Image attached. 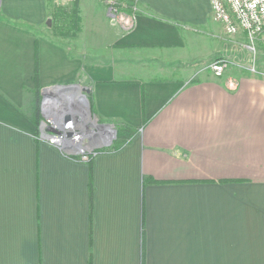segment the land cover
Listing matches in <instances>:
<instances>
[{"label": "crops", "instance_id": "0c3cea01", "mask_svg": "<svg viewBox=\"0 0 264 264\" xmlns=\"http://www.w3.org/2000/svg\"><path fill=\"white\" fill-rule=\"evenodd\" d=\"M105 1L88 60L39 34L55 0H0V264H264V74L187 58L210 0ZM75 83L87 125L123 127L88 161L39 138L43 94Z\"/></svg>", "mask_w": 264, "mask_h": 264}, {"label": "rangeland", "instance_id": "374dc122", "mask_svg": "<svg viewBox=\"0 0 264 264\" xmlns=\"http://www.w3.org/2000/svg\"><path fill=\"white\" fill-rule=\"evenodd\" d=\"M55 1L57 5L53 4L54 6L49 9V16L47 19V21L49 20V25L46 24V21L39 34L46 35V37L49 39L64 42L71 50L75 51V49H77V51H79L81 55L86 57L88 60L95 57V54H98L97 52H100L104 49L103 44L100 42L103 33H107L110 28L111 31H114L116 28L111 26L108 19L104 18L103 20V11L108 12V8L111 6L110 2L105 0H86L87 2L94 3L96 1L97 6L100 8L97 9V15H93L91 9L86 7V15L83 14L81 24L78 0ZM61 2L63 5L60 4ZM91 6L93 7L94 5L92 4ZM118 9H120L118 11L125 10L123 6H120ZM72 10H75L76 16L79 20L77 24L72 27L76 28V26H78V30L72 27L70 29L66 28L65 23L62 25L60 24V26L58 24L60 17L65 16L64 14H70V11ZM114 13L115 12H113V14ZM112 21L113 23H119L117 18H113ZM199 30L200 31L197 33V37L195 38L198 44L193 45L191 48L188 47L186 51V55L188 56L187 58L193 59L195 61L197 60V62H199L198 68L196 69L206 68L210 74V63H212L217 58H224L228 61L225 72L228 70H237L247 73L264 74V71H259V69L264 70L263 43L260 41H254L252 46L253 50H246V52H236L235 48L233 50L231 49L230 43L234 42L236 44L237 38H244L240 37L239 34L233 36L225 35L223 33V28H221L220 24L216 23L214 20L209 21L207 25L203 26ZM79 33L82 34L80 35ZM246 60L249 62V64L245 66ZM88 98L89 97L87 96V99ZM111 126L114 130V133H111L112 138L110 144L102 147L103 150L106 148L108 150H114V148L124 142L122 140L123 136L121 134L120 126L112 124Z\"/></svg>", "mask_w": 264, "mask_h": 264}, {"label": "built area", "instance_id": "2783aa9c", "mask_svg": "<svg viewBox=\"0 0 264 264\" xmlns=\"http://www.w3.org/2000/svg\"><path fill=\"white\" fill-rule=\"evenodd\" d=\"M211 15L214 21L222 24L224 33L228 36H233L239 31H244L249 40L247 48L253 50L254 41H260L264 44V0H210ZM228 61L224 58H217L209 65V69L213 76L221 77L227 68ZM253 70V69H252ZM232 88L236 86V80H229ZM48 112V109H47ZM46 117L41 124V135L39 138L45 139L49 143L55 145L59 149L66 143L65 128L54 124L52 118L45 111ZM50 126H55V131L44 132ZM88 128H91L90 126ZM92 129V128H91ZM96 129H94L95 132ZM103 140L107 141L108 137L101 134ZM81 136L75 132L72 141H80ZM82 144L85 141H81ZM104 147V146H103ZM102 149V147H100ZM99 148H94L91 151L80 154H72L79 157L81 160L88 161L94 156ZM62 150V149H61Z\"/></svg>", "mask_w": 264, "mask_h": 264}, {"label": "water", "instance_id": "95a60500", "mask_svg": "<svg viewBox=\"0 0 264 264\" xmlns=\"http://www.w3.org/2000/svg\"><path fill=\"white\" fill-rule=\"evenodd\" d=\"M49 25V20L46 23ZM51 92H45L43 102L47 106L44 110L52 118L54 124L63 126L66 130V143L61 149L66 153L80 154L91 151L94 148L107 146L111 142V133H114L110 124L98 123L93 120L91 125H87L92 118L89 102L86 96L88 89L79 84L59 85L51 87ZM48 97V99H47ZM46 117V115L44 116ZM89 126L92 127L88 128ZM55 126H50L48 130L55 131ZM94 129L95 132H94ZM75 132L81 136L80 141H72ZM104 134L108 137L105 141L101 137ZM81 141H85L84 144Z\"/></svg>", "mask_w": 264, "mask_h": 264}, {"label": "trees", "instance_id": "16d2710c", "mask_svg": "<svg viewBox=\"0 0 264 264\" xmlns=\"http://www.w3.org/2000/svg\"><path fill=\"white\" fill-rule=\"evenodd\" d=\"M62 11H64V10H62ZM65 16H63V17H60V21L58 22V24H59V26H60V24L62 25L63 23H65V27L66 28H71L72 26H74V25H76L77 24V22L79 21L78 20V18H77V16H76V13H75V10H72V11H70V14H64ZM72 28H75V27H72ZM75 29H79V27L78 26H76V28ZM89 101H90V110H91V113H93L92 111H94V109H93V105H92V101H91V99H90V97H89ZM121 128V127H120ZM123 128V127H122ZM122 128H121V130H122ZM117 146V145H116ZM119 146H117L116 148H118ZM116 148H114V149H116ZM107 149V148H106ZM105 149V150H106ZM103 150V149H102ZM108 150V149H107Z\"/></svg>", "mask_w": 264, "mask_h": 264}, {"label": "flooded vegetation", "instance_id": "af4514ba", "mask_svg": "<svg viewBox=\"0 0 264 264\" xmlns=\"http://www.w3.org/2000/svg\"><path fill=\"white\" fill-rule=\"evenodd\" d=\"M92 122H93V121H92ZM92 124H94V123H92ZM48 131L50 132L51 130H47V132H48Z\"/></svg>", "mask_w": 264, "mask_h": 264}, {"label": "bare ground", "instance_id": "6f19581e", "mask_svg": "<svg viewBox=\"0 0 264 264\" xmlns=\"http://www.w3.org/2000/svg\"><path fill=\"white\" fill-rule=\"evenodd\" d=\"M47 132V131H46ZM49 132V131H48Z\"/></svg>", "mask_w": 264, "mask_h": 264}]
</instances>
